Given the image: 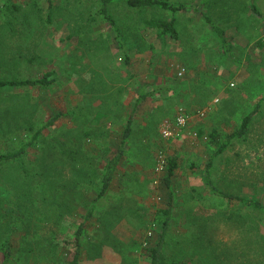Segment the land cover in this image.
<instances>
[{"label":"rangeland","instance_id":"1","mask_svg":"<svg viewBox=\"0 0 264 264\" xmlns=\"http://www.w3.org/2000/svg\"><path fill=\"white\" fill-rule=\"evenodd\" d=\"M166 1L186 9L174 15L122 2L110 7L124 31L121 50L98 0H0V79L50 73L54 80L0 90V153L29 142L62 114L23 157L0 166V245L10 238L13 250L7 264H67L72 258L65 241H72L97 196L102 170L144 90L152 93L136 115L126 154L86 223L81 264H149L147 248L158 239L153 220L171 197L170 258L264 264V214L204 187L216 149L209 135L238 130L261 103L248 134L216 159L212 178L222 191L264 204V0ZM195 7L224 30L230 54ZM173 17L178 39H159L142 22ZM135 30L144 40L140 46ZM173 157L178 168L169 193L163 178ZM198 243H212L213 250L200 255Z\"/></svg>","mask_w":264,"mask_h":264},{"label":"trees","instance_id":"2","mask_svg":"<svg viewBox=\"0 0 264 264\" xmlns=\"http://www.w3.org/2000/svg\"><path fill=\"white\" fill-rule=\"evenodd\" d=\"M100 3L99 14L106 19L109 23L111 28L115 33V39L119 45V48L122 50L125 47L124 41V31H121L119 27L116 25L114 18L111 15L110 7L115 4L122 2L128 5L130 8L134 9H142L146 11V8L155 9V10H162L171 12L172 14H176L184 9H186L185 5L179 4L174 5L166 0H98ZM210 1V0H209ZM207 1V3L209 2ZM254 8V7H253ZM203 14V12H202ZM48 22H51L50 16H48ZM204 20L207 24L211 25L212 29L216 33L220 44L222 45L224 50H229L230 45L228 44V39L225 36V32L213 24L211 18L204 14ZM146 28L150 30H154L156 32V37L159 39H178V31L176 29L177 26V19L176 18H155V19H144L142 20ZM132 32V30H131ZM134 37L136 38V45L140 46L143 43V37L139 33V31H134ZM125 61L128 63L129 59L124 54ZM51 76L50 73L46 74L43 78L39 79H24V78H13L11 80H1L0 79V90L4 88H21V87H38V86H48L54 80L49 79ZM151 91L144 90L142 91L133 107L131 108V113L128 115V120L126 123V127L123 132L121 144L116 151L115 155L105 164L102 170V176L100 181V187L98 189L97 196L93 199L90 203L89 208L84 216L83 222L78 225L77 230L74 233L72 241L66 240L65 243L67 245H72L73 254L72 258L68 261L67 264H81L80 253L83 248V237L87 234L86 232V223L93 217L97 205L99 201L107 194L109 191L111 184L114 180L115 174L122 163V160L126 154V143L132 133V125L134 121L135 114L142 104L151 94ZM261 107V103H257L254 110L247 114L241 122L240 128L230 134H220L216 131H213L209 136L215 143V151L211 154L209 162L206 166L205 171V179H204V187L208 194L215 196L219 199L226 200L228 203H237L239 207L242 208H249L252 210H256L262 214H264V204L261 201L253 200L249 198H244L236 194L228 193L222 191L214 182L212 178V171L215 166L216 159L222 155L228 147L232 144V142L238 138L245 137L249 132V127L253 121L254 115L259 111ZM62 117V114H57L53 116L45 125L44 127L37 129L34 133L33 138L29 142H20L18 145L8 151H4L0 153V166L12 164L18 161L21 157H23L28 148L31 147L42 134L43 130L53 126L55 121ZM178 168V161L176 158H169L167 160V168L166 174L163 178V182L167 189L171 193L172 187V177L174 176L175 170ZM25 170V168H24ZM46 181V180H45ZM39 187V185H38ZM44 187V184L43 186ZM173 210L174 205L172 203V197L169 199L167 206L163 209H160L156 212V215L153 220V225H155L158 229V239L157 241L152 244L150 247L147 248V254L149 259V264H198L196 260L191 261H182L179 259L170 258L166 254V245L168 243V238L170 237L171 231V221L173 218ZM231 213V212H230ZM257 224V222L253 219L250 220L249 226L253 227V225ZM257 226V225H256ZM91 241V240H89ZM89 243V242H88ZM109 244L112 245L113 248H118V242H110ZM210 247L212 249L213 244L211 246H204L201 243H198L197 248L199 254L201 250ZM209 249V250H210ZM0 250L3 253V264H7L11 261L12 257V244L10 238H6L1 242ZM213 250V249H212ZM44 257V256H43ZM42 258V257H40ZM43 259V258H42Z\"/></svg>","mask_w":264,"mask_h":264},{"label":"crops","instance_id":"3","mask_svg":"<svg viewBox=\"0 0 264 264\" xmlns=\"http://www.w3.org/2000/svg\"><path fill=\"white\" fill-rule=\"evenodd\" d=\"M193 10H196V11H198L199 12V14H200V16L204 19V14H206L205 12H204V10L203 9H201V10H197V7H195ZM202 12H203V14H202ZM205 21V20H204ZM213 22V21H212ZM213 24H215L214 22H213ZM209 27H210V30H212V32L214 33V35L216 36V38L218 39V37H217V35H216V33L214 32V30L212 29V27H211V25H209V24H207ZM217 26V25H216ZM217 27H219V26H217ZM220 28V27H219ZM223 30V29H222ZM224 31V30H223ZM241 33H243V30H241L240 31ZM226 36V35H225ZM227 37V36H226ZM228 39V38H227ZM228 44H229V40H228ZM221 45V44H220ZM230 45V44H229ZM221 48L223 49V47H222V45H221ZM231 49H232V47H231V45H230V49L229 50H225V51H227V53L229 52V54H230V52H231ZM148 91V90H147ZM141 93V92H140ZM138 97V96H137ZM144 102V101H143ZM142 102V103H143ZM142 105V104H141ZM141 105H140V107H141ZM140 107L138 108V110H137V112H136V114H135V117H134V121H135V118H136V115H137V113L139 112V110H140ZM130 115V114H129ZM129 117V116H128ZM128 117H127V120H128ZM134 121H133V123H134ZM127 123V122H126ZM126 127V126H125ZM125 129V128H124ZM122 141V140H121ZM121 144V143H120Z\"/></svg>","mask_w":264,"mask_h":264},{"label":"built area","instance_id":"4","mask_svg":"<svg viewBox=\"0 0 264 264\" xmlns=\"http://www.w3.org/2000/svg\"><path fill=\"white\" fill-rule=\"evenodd\" d=\"M177 120H178V122L180 124H184L185 123V116H184V114L183 115L180 114Z\"/></svg>","mask_w":264,"mask_h":264}]
</instances>
